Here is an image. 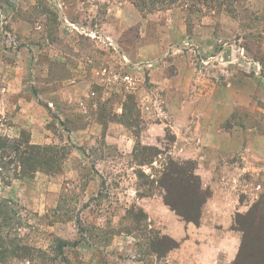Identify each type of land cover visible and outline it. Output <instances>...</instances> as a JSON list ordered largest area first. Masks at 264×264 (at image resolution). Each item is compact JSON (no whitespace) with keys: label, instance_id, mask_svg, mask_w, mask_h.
<instances>
[{"label":"rangeland","instance_id":"1","mask_svg":"<svg viewBox=\"0 0 264 264\" xmlns=\"http://www.w3.org/2000/svg\"><path fill=\"white\" fill-rule=\"evenodd\" d=\"M106 38L130 61L148 65L134 73L136 88L150 91L148 71L172 75L174 61L184 62V72L193 70L206 101L217 106L216 112L207 107L204 119L219 122L227 133L252 135V151L263 158L257 173L264 188V0H0V96L4 89L21 88V96L25 90L36 96L43 76L69 79L72 63L77 74L89 65L94 89L104 90L110 99L126 96L118 116L116 107L104 104L98 117L120 122L134 139L131 155L108 146L103 134L76 147L64 141L66 125L55 121L54 112L48 124L51 140L39 148L27 144L24 132L15 144L7 142L14 139L3 127L0 264H152L153 249L160 250V257L172 245L130 205L127 190L159 197L163 191L157 181L170 163L193 162L196 168V162L177 154L163 103L156 107L163 114L154 120L163 128L158 143L145 145L146 122L131 93L98 84L99 69L117 60ZM71 115L84 123L83 113L72 110ZM47 151H57L61 158L50 171L39 169ZM212 165L217 166V159ZM14 180L23 190H3ZM43 188L50 189L49 198ZM249 211L234 218L243 233L236 264H249L258 251L264 260L262 194Z\"/></svg>","mask_w":264,"mask_h":264},{"label":"crops","instance_id":"2","mask_svg":"<svg viewBox=\"0 0 264 264\" xmlns=\"http://www.w3.org/2000/svg\"><path fill=\"white\" fill-rule=\"evenodd\" d=\"M90 62L94 63V59ZM173 64L176 68L172 75L160 73L158 69L148 71L150 91L141 85L131 93L134 105L146 122L142 144L158 143L156 139L163 128L154 120L163 114L156 108L161 102L169 115L168 126L175 135L177 154L182 160L196 162L195 174L202 189L210 191V196L201 206L197 224L179 217L164 204L161 196L139 197L135 189L129 187V202L141 209L149 222L160 229V235L176 244L160 257L152 252V264H233L242 239L241 232L235 228L234 218L236 214L246 213L259 194L264 198L263 182H259L257 173L262 169L263 158L260 153L252 151L253 139L249 132L243 131L242 135L236 130L227 133L219 128V122L216 125L204 119L207 107H213L216 112V102L206 101L203 88L199 86L200 77L193 70L182 71V60ZM71 66L73 72L69 79L43 76L39 80L43 89L36 96L26 90L21 96L22 88L4 89L0 96V132L4 127L9 138L15 139L24 131L29 136L30 145L43 146L51 140L48 124L51 112H54L55 121L60 120L66 125V129L62 128L65 142L81 148L87 146L93 136L103 134L108 146H114L121 155H131L134 139L128 136L126 127L116 120L97 115L98 107L108 104L116 107L114 114L118 116L126 96L110 99L104 90L93 88L95 78L88 72L89 65L83 68L85 72L82 74L74 72L75 63ZM159 95L163 97L161 101L155 98ZM47 106L53 108L52 111ZM72 110L83 113L84 123L75 121ZM195 114L197 118L192 121ZM54 126L61 128L60 124ZM215 159L217 166L212 165ZM17 181L3 190H23ZM47 190L50 191L43 188V196L49 198L52 193ZM45 206L47 200L42 208Z\"/></svg>","mask_w":264,"mask_h":264},{"label":"trees","instance_id":"3","mask_svg":"<svg viewBox=\"0 0 264 264\" xmlns=\"http://www.w3.org/2000/svg\"><path fill=\"white\" fill-rule=\"evenodd\" d=\"M5 140L9 143L12 142V144H15V139L13 141L7 139ZM27 144L30 145L28 134H27ZM30 146H34V145H30ZM36 147L39 148L38 146ZM48 149L49 148H47V150ZM132 153H134V146ZM59 160H61V158L58 157L57 151L54 153H50L49 151L43 152L42 157L40 158L39 169L50 171L52 166H55L57 162H59ZM157 185L158 188L163 191V194L161 196L164 204L167 207H169L172 211H174L183 220L187 222H193L195 224L198 223L201 206L210 196V192L202 189L200 179L195 174V164L193 162H187L185 164H176V165L170 163L167 171L164 174H162L161 178L157 181ZM200 195H202L201 198L199 197ZM139 197H145V196L142 195ZM197 198H200V201L198 202V204H195L194 201ZM140 211L143 213L141 209ZM248 211L246 213L249 214L250 211L249 212ZM241 234L243 233L241 232ZM167 240L170 241L172 244L168 249L176 247V244L173 241L169 239ZM241 249H242V239H241V246L239 253L237 255L236 261L233 264H236L237 260L240 258L239 256ZM159 251L160 250L158 248L153 249V252L156 253L157 255H159ZM249 264H264V260L262 259V254L259 251L255 252L252 255V259Z\"/></svg>","mask_w":264,"mask_h":264},{"label":"built area","instance_id":"4","mask_svg":"<svg viewBox=\"0 0 264 264\" xmlns=\"http://www.w3.org/2000/svg\"><path fill=\"white\" fill-rule=\"evenodd\" d=\"M106 39L107 45L114 50L117 60L112 66L99 69L98 84L106 90L123 89L125 92L132 93L138 83L134 73L148 65L130 61L118 50V47L114 46L108 38Z\"/></svg>","mask_w":264,"mask_h":264}]
</instances>
